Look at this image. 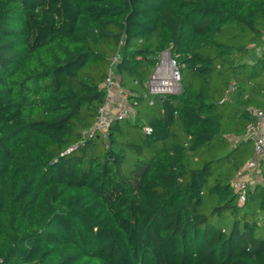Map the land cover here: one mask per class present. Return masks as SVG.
I'll use <instances>...</instances> for the list:
<instances>
[{"label":"trees","instance_id":"1","mask_svg":"<svg viewBox=\"0 0 264 264\" xmlns=\"http://www.w3.org/2000/svg\"><path fill=\"white\" fill-rule=\"evenodd\" d=\"M111 75L134 114L103 132ZM248 108L264 0H0V264H264Z\"/></svg>","mask_w":264,"mask_h":264},{"label":"built area","instance_id":"2","mask_svg":"<svg viewBox=\"0 0 264 264\" xmlns=\"http://www.w3.org/2000/svg\"><path fill=\"white\" fill-rule=\"evenodd\" d=\"M162 53V59H161V65L157 66L156 70H154L152 76L150 77L148 86L150 93L152 95H158V94H176L180 92V71L173 60L171 56L168 54ZM169 57L167 64H164V58ZM119 57L113 58V64H115L118 61ZM170 71V76L167 80L163 77V74H165L166 71ZM161 79L158 77V81L156 82L157 76H160ZM117 80L113 78V76H109L106 80L105 86L110 90V87L115 84H117ZM164 82H169L168 87L169 88H163L161 84H165ZM119 84V83H118ZM117 84V85H118ZM123 99H127V96L125 94L122 95ZM248 111L250 112L251 116L255 119V122H252L248 125V135L251 136L254 139L255 143V151L257 158L250 161L246 167V170H248L247 173L251 174L257 167L258 161L260 159L264 158V111L263 110H256L252 108H248ZM99 118L96 123V129L106 132L107 127L110 124L111 118L116 117L119 119L126 118L130 115L134 114V111L132 107L120 104L116 102L113 99L111 100V108L108 109L107 107H103L99 111ZM147 132H150V129H146ZM86 135L89 138H92L95 135V131L92 130L90 132H86ZM250 178V177H249ZM248 182L244 178L241 177V179H238L235 182V189L242 193V199H244L245 193L248 189Z\"/></svg>","mask_w":264,"mask_h":264},{"label":"rangeland","instance_id":"3","mask_svg":"<svg viewBox=\"0 0 264 264\" xmlns=\"http://www.w3.org/2000/svg\"><path fill=\"white\" fill-rule=\"evenodd\" d=\"M162 56L163 55H161L160 57H159V62H158V64L156 65V67H155V70H156V68H157V66H159V65H161V59H162ZM169 76H170V73L169 74H167L166 75V78L168 77L169 78ZM158 77L161 79V74H160V76H157V78H156V82L158 81L157 79H158ZM167 78V79H168ZM117 84H118V82H117ZM117 84H115V86L113 85L112 87H110V92L112 93V95L114 96V95H117V96H119V94H122V91L120 90V87L117 85ZM114 87V89L112 90V88ZM114 98H116L115 96H114ZM119 101H122V100H124L123 99V97L121 96V97H119V99H118Z\"/></svg>","mask_w":264,"mask_h":264},{"label":"bare ground","instance_id":"4","mask_svg":"<svg viewBox=\"0 0 264 264\" xmlns=\"http://www.w3.org/2000/svg\"><path fill=\"white\" fill-rule=\"evenodd\" d=\"M168 59H169L168 56L164 58V64H167ZM169 73H170V71L168 70V71L165 72V74H163V77L165 78V80H167L168 77L166 78V75L169 74ZM164 83H165V84H161V86H162L163 88H169V87H168V83H169V82H164Z\"/></svg>","mask_w":264,"mask_h":264},{"label":"crops","instance_id":"5","mask_svg":"<svg viewBox=\"0 0 264 264\" xmlns=\"http://www.w3.org/2000/svg\"><path fill=\"white\" fill-rule=\"evenodd\" d=\"M114 89V87L112 88V90ZM121 90V89H120ZM110 92V91H109ZM120 95V94H119ZM116 98L114 99V100H118L119 99V96H117V95H114ZM114 96L112 95V93L110 92V97L113 99L114 98ZM113 100V101H114Z\"/></svg>","mask_w":264,"mask_h":264},{"label":"water","instance_id":"6","mask_svg":"<svg viewBox=\"0 0 264 264\" xmlns=\"http://www.w3.org/2000/svg\"><path fill=\"white\" fill-rule=\"evenodd\" d=\"M166 54H168L169 56H171V53L170 52H167Z\"/></svg>","mask_w":264,"mask_h":264}]
</instances>
